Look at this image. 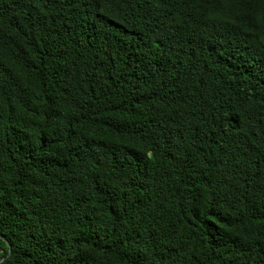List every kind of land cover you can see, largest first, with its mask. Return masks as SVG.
Masks as SVG:
<instances>
[{"label": "trees", "instance_id": "16d2710c", "mask_svg": "<svg viewBox=\"0 0 264 264\" xmlns=\"http://www.w3.org/2000/svg\"><path fill=\"white\" fill-rule=\"evenodd\" d=\"M0 235V264H264V0H0Z\"/></svg>", "mask_w": 264, "mask_h": 264}, {"label": "water", "instance_id": "95a60500", "mask_svg": "<svg viewBox=\"0 0 264 264\" xmlns=\"http://www.w3.org/2000/svg\"><path fill=\"white\" fill-rule=\"evenodd\" d=\"M0 238H2V236L0 235ZM10 253H11V248H10ZM5 260V258H0V263L3 262Z\"/></svg>", "mask_w": 264, "mask_h": 264}]
</instances>
